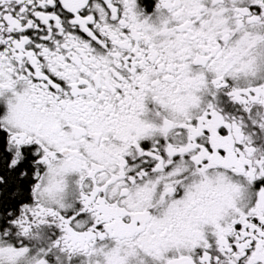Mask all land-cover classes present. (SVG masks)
Wrapping results in <instances>:
<instances>
[{
	"label": "snow or ice",
	"instance_id": "6c2138e0",
	"mask_svg": "<svg viewBox=\"0 0 264 264\" xmlns=\"http://www.w3.org/2000/svg\"><path fill=\"white\" fill-rule=\"evenodd\" d=\"M0 264H264V0H0Z\"/></svg>",
	"mask_w": 264,
	"mask_h": 264
}]
</instances>
